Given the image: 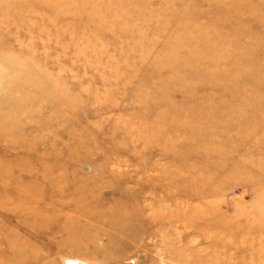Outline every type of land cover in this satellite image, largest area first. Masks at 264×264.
Listing matches in <instances>:
<instances>
[{
    "label": "rangeland",
    "instance_id": "rangeland-1",
    "mask_svg": "<svg viewBox=\"0 0 264 264\" xmlns=\"http://www.w3.org/2000/svg\"><path fill=\"white\" fill-rule=\"evenodd\" d=\"M28 256L264 264V0H0V264Z\"/></svg>",
    "mask_w": 264,
    "mask_h": 264
},
{
    "label": "bare ground",
    "instance_id": "bare-ground-1",
    "mask_svg": "<svg viewBox=\"0 0 264 264\" xmlns=\"http://www.w3.org/2000/svg\"><path fill=\"white\" fill-rule=\"evenodd\" d=\"M20 212L23 214L21 217H23L24 221L23 222H26L28 220H31L32 222L30 223V226L34 225L36 223V221L38 220V215H36L34 213V211H32L31 213L27 212L25 208H20L19 209ZM24 211H25V214H24ZM118 214V213H117ZM30 217H32V219H29ZM35 219V220H34ZM14 254V257L13 258H17V259H20L22 257H20L21 255H23L24 253H22L20 250L19 251H16V252H13ZM27 257H25L24 259L26 260ZM24 260V261H25ZM22 262V264H30V262H33V258H30V256H28V259L25 261V262Z\"/></svg>",
    "mask_w": 264,
    "mask_h": 264
}]
</instances>
